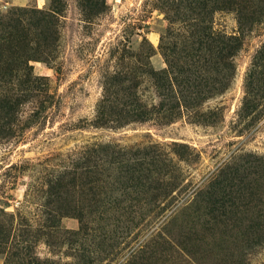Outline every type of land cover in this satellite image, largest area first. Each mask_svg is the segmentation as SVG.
<instances>
[{
	"label": "rangeland",
	"instance_id": "obj_1",
	"mask_svg": "<svg viewBox=\"0 0 264 264\" xmlns=\"http://www.w3.org/2000/svg\"><path fill=\"white\" fill-rule=\"evenodd\" d=\"M85 1L0 0V101L27 97L17 115L26 125L0 138V264H264V23L226 57V92H206L202 110L217 112L216 122L198 125L186 111L172 122L157 114L122 128L97 127L106 85L112 108L135 107L128 103L129 82L111 78L142 70L147 60L166 68L161 37L171 18L176 28L190 22L180 0H88L91 11ZM31 11L52 14L55 22L50 29L30 27L21 43L12 26L22 14L35 24L40 15ZM207 22L216 34L240 35L234 10L215 9ZM45 31L56 39L43 55L50 63L29 61L36 79L27 90L21 62L35 54ZM137 80L136 96L159 110L154 82ZM93 144L173 159L166 169L151 167L156 181L165 176L172 186L128 183L120 164H105L86 185L90 177L76 159ZM181 144L184 157L174 153ZM68 174L63 198L82 191L89 204L96 193L91 208L98 204L101 212L54 223L50 182ZM217 193L225 196L226 215L209 214Z\"/></svg>",
	"mask_w": 264,
	"mask_h": 264
},
{
	"label": "trees",
	"instance_id": "obj_2",
	"mask_svg": "<svg viewBox=\"0 0 264 264\" xmlns=\"http://www.w3.org/2000/svg\"><path fill=\"white\" fill-rule=\"evenodd\" d=\"M180 2V6L184 8L185 12L184 21H189L190 24L188 29L184 27L176 28L178 22L171 18V25L160 40L167 62L166 68L156 70L151 67L150 60H147L142 70L137 68V70L131 71L130 74L125 73L122 75L117 73L116 76H113L111 82L119 80L129 82L128 90L132 94L129 93L130 101L128 103L134 104L135 107L112 108L110 106L112 95L106 85L108 92L105 93L104 99L100 102L97 109L95 123L97 127L122 128L130 122L141 123L157 114H160L166 121L172 122L184 115L186 111L198 125L216 122L217 112L202 110L203 105L209 99L206 92H226V57L233 56L234 51H239L243 47L246 33L264 23V0H180ZM85 3H88V0ZM85 8L87 11L94 9L89 3ZM222 8L237 12L240 26L239 36L220 35L212 31L211 26L207 22L208 18L214 13L215 9ZM53 11L56 14H60L57 10ZM31 13L34 18L35 15H40L35 24L26 23L22 16L25 14H22V20L17 17L12 26L17 31L18 38L22 41L21 43L28 40L30 27H42L43 29V27L54 25V15L43 11H31ZM47 32H41L40 36H38L41 39L36 43L35 54L29 57L26 62H21V75L22 70L24 69L25 71L22 82L27 86V90L31 89V84L36 79L32 78V68L27 65L29 61L41 59L50 63L48 58H43V55L50 53L56 39L48 37L46 35ZM8 41H10L9 37ZM254 64L256 63L254 62ZM221 68H224L225 72ZM138 76H146L154 82L156 92H159L158 97L162 100L159 110L155 106L150 108L144 105L140 98L136 96L135 93L138 92L137 88L139 86ZM27 96L29 95L27 94ZM26 99V95L13 96L11 100L1 99L0 138L13 136L15 125H26L27 121L23 122L17 116L19 114V106L22 103H26ZM45 102L41 101L40 103L44 105ZM41 111H37L34 116H37ZM183 148L184 145H178L174 149V153L179 157H184L186 151ZM139 151L137 150L138 153H133L125 147L114 144H93L82 149L79 156H77V162H84L79 166L78 170L83 169L82 172L90 179L94 177L92 181L90 179L85 181L87 182L86 185L89 184L91 187L93 186L91 183H95L99 175L102 174L99 168L105 167V164L126 166L128 173L125 174V178L128 183L136 182L142 188L147 186L149 189H161L163 186L167 188L172 186L170 179L164 180L165 176L161 177L162 181H156L153 178L154 172L151 171V167H157L156 170L166 169V166H168L167 161L172 164L174 160H167L156 154L149 156L145 151ZM138 170L139 172L137 173L136 171ZM88 173H92V176H88ZM72 174L75 175L73 179L75 181L77 176L79 177V172L75 171ZM69 177L70 175L68 174L50 182L48 191L50 200L48 202L51 208H49V215L54 223L64 217H75L83 222L87 215L101 212L98 204L97 207L91 208L92 204L96 203V193H92L93 197L89 204L83 202L84 193L82 191H80L78 198H76V195L63 198L61 194L62 187L65 185V179L69 180ZM68 183L74 185L75 182L71 183L68 181ZM128 183L126 187H129ZM92 190L94 189L91 188ZM218 193L213 195V205L209 209V214L213 215V213L218 212L220 215H226L229 207L226 205L225 196L222 197L221 194L219 196ZM53 225L56 226L55 224ZM263 235L264 226L262 228ZM243 264H245L244 261Z\"/></svg>",
	"mask_w": 264,
	"mask_h": 264
}]
</instances>
